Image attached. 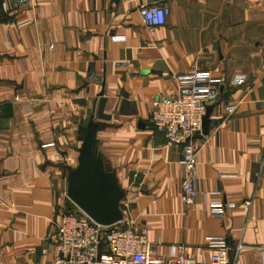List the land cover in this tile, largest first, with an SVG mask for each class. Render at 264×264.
Masks as SVG:
<instances>
[{
	"label": "crops",
	"instance_id": "crops-1",
	"mask_svg": "<svg viewBox=\"0 0 264 264\" xmlns=\"http://www.w3.org/2000/svg\"><path fill=\"white\" fill-rule=\"evenodd\" d=\"M4 1L0 258L56 264L55 220L70 199L68 167L55 156L78 154L94 116L99 151L125 190L121 207L162 241L163 258L183 245L207 260L209 240L224 237L232 260L264 262V0ZM159 3L170 8L166 23L145 24L141 8ZM192 70L215 80L204 82L200 195L187 205L182 147L155 128L152 112L157 100L191 91L182 78ZM102 92L109 119L97 118Z\"/></svg>",
	"mask_w": 264,
	"mask_h": 264
},
{
	"label": "built area",
	"instance_id": "built-area-1",
	"mask_svg": "<svg viewBox=\"0 0 264 264\" xmlns=\"http://www.w3.org/2000/svg\"><path fill=\"white\" fill-rule=\"evenodd\" d=\"M49 0H35L37 3ZM6 1L0 0V18L8 12ZM140 13L147 25H163L170 14L166 4L159 3L142 7ZM215 79L208 72L192 70L184 75L182 82L190 85L191 91L171 101L157 100L152 123L162 132L169 143L182 147V164L185 170L181 200L187 205L195 203L200 195L198 188L197 136L203 133V121L207 114L210 97L206 81ZM245 82L244 77L237 80ZM55 160L66 167L78 165V154L58 153ZM137 176V174L135 175ZM137 196H139V191ZM252 204L245 201L246 206ZM122 208L123 218L112 225H101L85 212L68 213L65 209L56 216L53 251L56 264H239L230 257L231 246L224 237H212L208 246L211 254L207 260L198 261L184 254L183 245H173L171 258H163L158 251L161 240L148 238L149 226H136L129 217L128 205ZM234 203H229L233 207ZM14 206V205H13ZM214 210L222 211V204ZM241 245L237 246L239 250ZM0 264H6L0 258ZM261 264H264L262 262Z\"/></svg>",
	"mask_w": 264,
	"mask_h": 264
},
{
	"label": "water",
	"instance_id": "water-1",
	"mask_svg": "<svg viewBox=\"0 0 264 264\" xmlns=\"http://www.w3.org/2000/svg\"><path fill=\"white\" fill-rule=\"evenodd\" d=\"M100 96L97 118L109 119L110 115L104 113L106 98L103 92ZM206 117L207 114L203 121V133L206 132ZM97 131L98 121L93 116L78 149V165L67 168V197L95 222L108 226L123 218L121 202L125 190L116 172L99 151Z\"/></svg>",
	"mask_w": 264,
	"mask_h": 264
},
{
	"label": "trees",
	"instance_id": "trees-1",
	"mask_svg": "<svg viewBox=\"0 0 264 264\" xmlns=\"http://www.w3.org/2000/svg\"><path fill=\"white\" fill-rule=\"evenodd\" d=\"M65 211L68 213L80 214V209L71 200H69Z\"/></svg>",
	"mask_w": 264,
	"mask_h": 264
}]
</instances>
